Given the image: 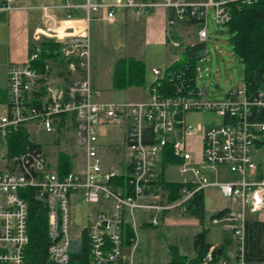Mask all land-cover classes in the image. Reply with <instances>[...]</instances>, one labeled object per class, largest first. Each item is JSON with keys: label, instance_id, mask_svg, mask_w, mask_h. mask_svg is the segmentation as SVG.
<instances>
[{"label": "built area", "instance_id": "1", "mask_svg": "<svg viewBox=\"0 0 264 264\" xmlns=\"http://www.w3.org/2000/svg\"><path fill=\"white\" fill-rule=\"evenodd\" d=\"M254 1L85 3L87 22L90 11L101 7L108 21L115 19L119 8L140 15L164 7L166 41L178 54L162 71L150 69L154 78L146 82L144 98L108 102L97 100L100 91L91 79L87 26L73 17L78 5L64 0L32 6L41 10L43 25L31 34L26 60L9 65L6 104L0 110V264H27L28 204L20 193L26 188H32L36 199L46 206V252L51 264L68 263L70 243L80 238L83 229L89 237L92 264H134V242L126 252L122 238L126 222L136 227L134 211H151L148 224L157 226L170 210L187 212L193 195L210 187L216 188L224 201L217 211L224 213L209 221L221 226L231 238V246L221 251L210 246L197 261L183 264H260L247 262L245 251L247 218L264 210V117L258 118L264 111L263 95L260 92L248 98L244 84L227 89L223 100L211 101L206 85L197 81L195 69L193 81L185 79L187 63L183 68L168 70L186 46L206 44L210 10L214 12V24L227 27L230 5ZM12 3L0 0V11L16 8ZM57 9L64 10L63 19L55 16ZM51 44L56 48L50 49ZM43 53L49 54L44 60ZM164 77L170 82L166 94L160 92ZM203 111L216 114L220 121L187 123L191 113ZM20 126L26 130L28 143L19 153L9 154L7 136ZM39 127L55 132V144L62 141L64 129H75V154L64 149L71 158V170L65 175L58 174L57 155L53 164L40 145L30 139L28 132ZM102 136H111V140L102 141ZM166 147L180 160L166 167L181 177L177 180L181 185L178 198L173 201L168 200V191L160 183ZM227 174L232 176L226 179ZM120 176L126 183L115 186L113 180ZM164 177L169 180L166 173ZM72 202L97 208L86 215L77 232L72 226Z\"/></svg>", "mask_w": 264, "mask_h": 264}, {"label": "rangeland", "instance_id": "2", "mask_svg": "<svg viewBox=\"0 0 264 264\" xmlns=\"http://www.w3.org/2000/svg\"><path fill=\"white\" fill-rule=\"evenodd\" d=\"M119 30H129V39L117 40L111 36H106L102 41L91 42V48L94 49L97 56V70L95 73V85L99 89L100 94L97 98L99 101H116V100H139L146 96L145 87L126 88L124 90H115L111 87L110 77L113 69V63L117 58L135 56L141 58L145 66L146 82L151 81L154 77L150 72L152 67H157L163 70L171 60L177 57V51L170 48L168 45H154L144 41V29L136 23L135 26L118 27ZM109 31V30H108ZM208 39L206 41V53L195 62L196 78L201 84L206 85V94L211 101H221L224 99L227 89H235L244 85L243 80V65L234 54L232 45L229 41V33L227 27L216 26L214 24V12L209 11L207 25ZM123 35V34H122ZM92 74V72H91ZM217 84L220 88H215ZM220 118L212 112H195L187 117V123L190 124H209L218 123ZM108 130L117 133V129L110 128ZM62 141L55 144V132H47L43 128H35L30 130V139L40 145L44 153L52 163L60 151L67 149L70 153L77 148L75 129H64ZM166 175L170 180H180L181 177L176 171L168 167ZM232 175L227 174L226 179ZM219 195V194H218ZM216 197V195H214ZM205 214L204 225L209 224V210L216 207L212 198L207 196L205 199ZM224 201L220 197L219 206H222ZM97 210L93 204L79 203L76 208L71 209L75 215L73 230H80L85 223L87 214ZM73 212V213H72ZM151 211L137 209L134 211L136 219V227L132 228L135 234L134 245L136 249L133 252L134 264H164L171 259L169 253L170 246H175L180 255H185L191 258L193 255V236L199 231L200 224L197 219L187 212L182 213L179 208L170 210L160 220L157 226L148 224L150 221ZM264 222V213H255ZM252 217V215H249ZM220 238L218 226H212L210 233L207 235V240L215 242ZM125 245V244H124ZM134 245L126 246V252L133 248ZM231 246V243L230 245ZM232 247H230L231 249ZM233 250L231 249L230 252ZM92 264V263H91Z\"/></svg>", "mask_w": 264, "mask_h": 264}, {"label": "trees", "instance_id": "3", "mask_svg": "<svg viewBox=\"0 0 264 264\" xmlns=\"http://www.w3.org/2000/svg\"><path fill=\"white\" fill-rule=\"evenodd\" d=\"M231 20L227 24L229 41L232 50L243 65V80L246 88V96L251 98L262 93L264 99V0H256L251 3L232 4ZM56 48L55 44L49 46ZM206 53L204 43H196L186 46L181 58L170 65L169 69L183 68L184 64L189 65L185 70V79L193 81L195 76V62ZM49 54L43 53L44 60ZM169 79L164 77L161 80L160 92L168 90ZM146 76L144 63L134 57L118 58L113 66L111 75V85L115 90H124L129 87H145ZM170 91V90H168ZM166 94V93H165ZM258 118L264 117V111H260ZM8 153L14 154L22 151L28 143V135L23 127L12 131L7 136ZM264 146V140L261 142ZM260 146V145H259ZM68 153L60 151L57 154V171L60 176L71 170V160ZM180 160L170 155V148L166 147V156L162 158V172L160 175L161 185L168 191V200L173 201L178 198L180 183L164 179L165 169L168 164L179 163ZM115 186H123L126 180L120 176L113 180ZM28 204L27 232L29 241L24 249V258L27 264H50L47 257V216L46 206L36 199L32 188H26L23 192ZM204 193L196 192L187 204V213L197 218L202 228L193 236L194 255L188 258L180 255L175 246H170L169 253L171 259L165 264H183L187 261H197L202 254L211 246L207 242L208 228L204 226L205 202ZM224 211L210 215L209 219L219 217ZM123 243L131 246L135 239L134 231L129 222L122 227ZM231 239L228 235L223 237L220 245L216 246L219 251L230 245ZM247 262L264 263V222L257 217H248L246 222V251ZM67 264H91L89 252V237L87 230L83 229L79 239L72 240L69 247V261ZM110 264V263H107Z\"/></svg>", "mask_w": 264, "mask_h": 264}, {"label": "crops", "instance_id": "4", "mask_svg": "<svg viewBox=\"0 0 264 264\" xmlns=\"http://www.w3.org/2000/svg\"><path fill=\"white\" fill-rule=\"evenodd\" d=\"M63 1L64 0H13L12 4L16 8L0 11V110L6 104L7 69L9 65L12 63H22L26 60L27 55L29 53V47H30L29 41L31 34L34 31V29L43 25V14L41 10L37 8H33L32 6H36L40 4H54ZM69 1L73 4L78 5V7L75 8L73 11V17L82 20L83 22H85V25L87 26V32L90 39V52H91V72H92L91 79L96 88L97 86L95 85L94 81H95V73L97 70V56L95 50L94 49L92 50L91 48V42L95 41V39H98V41H102L103 39L106 38V36L107 37L111 36L112 39L114 38L121 41L123 39L127 40L129 39L130 36L129 30L127 29V31L124 30L122 32V30H119L118 27L128 28L129 26L133 27L136 25V23H138L141 29L142 30L144 29V41L146 43H152L154 45H163V44L168 45L166 41V31H165L166 10L162 6H157L151 12L140 15L136 14L132 9L119 8L115 10V19L113 21H108L105 18L106 11L101 7L96 11H90L89 13L90 20L87 22L84 20V18L87 15L86 10L83 6L85 3L89 2V3L102 5L105 3L108 4L113 3L114 0H69ZM55 16L58 17L59 19H63L65 16L64 10L57 9L55 11ZM64 24H74V22H64ZM128 57H135V56H128ZM135 59H138L143 62L141 58H135ZM111 75H112V71H111ZM110 84H111V77H110ZM129 88H133V87H129ZM101 140L110 141L111 136H102ZM218 194H219L218 191L214 187H210L204 192V200L206 199L207 196H210L212 198L213 203L216 205V207H212L209 210L210 213L209 217L210 215L217 212L224 206V203L222 206H219L220 195ZM214 195H216V197H214ZM78 205L79 203L72 202L71 209L76 208V206ZM205 212L206 213L208 212L206 207H205ZM168 213L169 212H167V214ZM259 213H264V210ZM252 216L260 219L255 214H253ZM75 219L76 218L73 213L72 225H74ZM209 224L210 226L208 224L204 225L205 227L208 228V234L210 233L211 225L218 226L220 231V238L216 239L215 242L214 241L211 242L209 240H207V242L210 243L211 246H218L222 243L223 237L227 234L224 233L220 225L211 224L210 221ZM201 228L202 225L200 224V229ZM197 232H195V234ZM227 247H229V245ZM135 249H136V245H135ZM193 255H194V251H193Z\"/></svg>", "mask_w": 264, "mask_h": 264}, {"label": "water", "instance_id": "5", "mask_svg": "<svg viewBox=\"0 0 264 264\" xmlns=\"http://www.w3.org/2000/svg\"><path fill=\"white\" fill-rule=\"evenodd\" d=\"M215 88L219 89V86L217 84H215Z\"/></svg>", "mask_w": 264, "mask_h": 264}]
</instances>
